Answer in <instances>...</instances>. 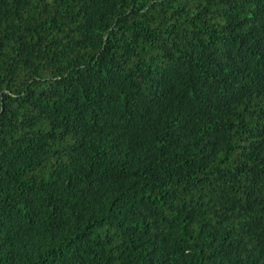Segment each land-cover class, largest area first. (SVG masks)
<instances>
[{"label": "trees", "instance_id": "16d2710c", "mask_svg": "<svg viewBox=\"0 0 264 264\" xmlns=\"http://www.w3.org/2000/svg\"><path fill=\"white\" fill-rule=\"evenodd\" d=\"M0 264H264V0H0Z\"/></svg>", "mask_w": 264, "mask_h": 264}]
</instances>
